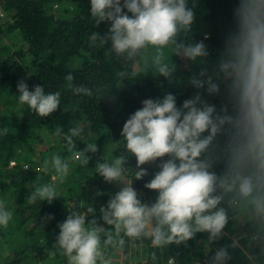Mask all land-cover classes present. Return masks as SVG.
<instances>
[{"label": "clouds", "instance_id": "9594fccd", "mask_svg": "<svg viewBox=\"0 0 264 264\" xmlns=\"http://www.w3.org/2000/svg\"><path fill=\"white\" fill-rule=\"evenodd\" d=\"M195 6L196 0L193 7L188 6V0H90L95 23L110 22L104 35L93 36L102 44L110 42L109 52L126 61L150 63L153 75L169 83L177 71L172 57L202 66L187 80L197 91L180 107L172 93L162 99L147 98L123 123L124 150L136 161L134 179L148 174L144 165L158 168L144 184L157 193L155 201L142 202L132 181H122L128 157L118 155L111 163H97L96 173L105 182L122 187L99 208L102 224L89 204L85 211H70L57 225L55 245L68 264H111L105 250L122 249L125 238L149 239L154 248L163 249L171 244L187 245L197 233H205L208 243L216 244L224 236L230 212L232 219L245 221L252 244L260 250L259 256L249 253L252 264L264 257V0H235L232 23L211 72L204 66L210 53L203 40L186 42ZM118 76L123 82L127 73L121 71ZM64 78L72 88L73 75L68 73ZM200 90L219 97V106L205 100ZM73 91L92 95L83 86ZM17 92L19 103L39 117L51 116L59 108L61 93H46L41 84L30 91L20 80ZM103 98L109 103L116 100L112 89ZM7 132V127L0 130V134ZM80 134L78 126L67 133L57 127L55 135L63 137L71 156L53 154L38 171L47 172L51 166L63 180L70 159L89 164L91 157L86 153H96L98 147L87 143L78 151L73 138ZM57 197L52 184H42L35 187L28 203L39 200L51 204ZM12 216L7 202L0 199V227L6 228ZM52 218L49 214L43 219ZM236 247V241L218 246L206 264H229L230 249ZM151 258H157L155 251ZM168 264H175L174 258Z\"/></svg>", "mask_w": 264, "mask_h": 264}, {"label": "trees", "instance_id": "16d2710c", "mask_svg": "<svg viewBox=\"0 0 264 264\" xmlns=\"http://www.w3.org/2000/svg\"><path fill=\"white\" fill-rule=\"evenodd\" d=\"M196 1L193 8L195 20L186 42L203 40L210 53L204 66L209 67L211 72L222 48L223 37L231 26L235 0ZM54 3L59 13L48 11ZM0 10L3 13L0 39L1 36H8L12 40L18 36L21 41L14 48H11L12 44L5 45L0 41V56L3 52L6 55L5 58L0 57V96L3 97L0 130L8 128L6 135L0 134V199L8 204L15 203L12 220L6 228L0 227V239L5 241L1 245L6 246L3 253L11 250L10 256L0 259V264H68L66 256L55 245L59 234L57 225L66 219L70 211H85L89 204L96 209L94 215L102 224L99 208L114 195L109 197L105 190L101 192L103 195H96L99 191L91 192L100 177L96 173V164L105 162L104 144L113 140L121 144L118 155L128 157L124 165L125 183L132 181L131 186L141 201L153 203L157 193L146 189L144 184L152 179L158 168L155 164L144 165L142 167L147 169L148 174L140 180L134 179L136 161L124 150L125 141L120 134L123 123L147 98L162 99L166 93H172L176 96L177 107H180L197 91L187 80L198 73L202 65L172 57L177 71L173 74V82L169 83L164 77L153 75L150 63L143 65L139 60L126 61L109 52L110 42L102 44L99 38L94 41L93 36L104 35L110 22L95 23L90 14V0H0ZM205 35L207 39H204ZM121 71L127 73L123 82L118 76ZM68 73L74 77L72 88L68 87L64 78ZM20 80L25 81L30 91L38 84L44 87L46 93L59 91L61 96L57 111L42 118L26 104L19 103L17 83ZM77 86L90 89L92 95L75 93L73 89ZM111 89L116 100L109 103L103 97ZM200 91L205 100L219 106V97ZM77 126L81 129L83 140L96 143L98 147L96 153H86L91 157L89 164L75 162L74 169L84 178L81 191L66 194L63 199L55 198L51 204L39 200L28 203L25 198L31 195L32 187L39 186L36 182L38 173L32 171L28 163L38 162L42 167L46 157H40L41 151L69 157L71 153L65 147L63 137L56 136L55 130L59 127L67 133ZM73 139L79 151L82 147L80 136ZM36 151L39 154L36 155ZM10 161L13 165L8 166ZM50 172L53 169L49 166L43 174L45 181ZM69 178L72 176L69 175ZM49 214L53 218L45 221L43 218ZM229 215L224 236L216 244H209L205 233H197L187 245L171 244L163 249L154 248L149 239L133 241L125 238L122 249L109 247L105 256L109 260L113 258L116 264H168L170 258H174L175 264H206L218 246L236 241L238 247L230 249L232 258L229 264H252L249 253L259 256L260 250L251 242L250 228L242 218L232 219L231 212ZM11 230L23 237L17 247L5 240ZM32 231L36 233L37 241L28 244L24 239ZM136 248L141 250L136 251ZM154 251L155 260L151 258ZM256 264H264V257H260Z\"/></svg>", "mask_w": 264, "mask_h": 264}, {"label": "rangeland", "instance_id": "374dc122", "mask_svg": "<svg viewBox=\"0 0 264 264\" xmlns=\"http://www.w3.org/2000/svg\"><path fill=\"white\" fill-rule=\"evenodd\" d=\"M188 6L193 7V0H188ZM195 7H194V9H195ZM48 11H51L52 13H55V14L60 12L56 3L52 4L50 6V8H48ZM0 41L3 42L5 45H11L12 44L11 48H14L15 45H19L21 43L18 36L12 40H9L8 36H1ZM5 56L6 55L3 52L0 57L5 58ZM140 61L142 62L143 65H148V63H145V61L139 60V62ZM64 70L66 72L65 68H64ZM2 100H3V97L0 96V103ZM1 107L2 106H0V109H1ZM0 114H3L2 109L0 110ZM8 124H10V123H8ZM79 136H80V140H81L80 143L82 144V147L79 149V151H80V150H83L85 148L84 146H86L87 139L83 140V135H81V134ZM104 148H105V152H106L105 157H104L105 162L111 163L114 160V158L121 151V144L115 140H113L111 142L108 141L107 143L104 144ZM37 154H39L38 151H36V155ZM52 155L53 154H50L48 152L45 153L44 151H41L40 157H43V158L46 157L45 160L47 159L50 161ZM76 161L77 160L70 159V161H69V172H68V175L63 180H60L59 178H57L56 173L53 170V172L49 173V175L47 177V179H48L47 181L44 180V175H43L44 172L39 170V171H41V174H39L38 169H41V167H40V164L38 162H35V163H33V162L28 163L27 162V163H28V165L32 171H36L38 173L37 178H36V182L38 183V185L52 184L56 189L57 196H58L57 198L63 199V196L66 194L79 193L81 191V185L84 183V178L81 177V175L74 169V166L76 165V163H75ZM11 165H13V164L8 163V166H11ZM69 175H71L72 178H69ZM122 181L125 183L124 177H122ZM96 185L97 186H95L94 189H92V191H91L92 193H95L96 191L103 192V190H105V191H107L109 197L112 194H115L116 192H118L120 190V187H122V185L118 184L117 182H112V183L105 182L101 175H100L99 181L97 182ZM112 186H114V187L112 188ZM35 187H37V186L34 185V187H32V189H31L32 192L34 191ZM10 189L12 190V188H10ZM25 200L28 201V196L25 198ZM7 205L9 207V209H11V210H12V208L15 209V203L14 202L12 204L7 203ZM17 207H21V205H18ZM5 240L8 243L12 242L14 244V246L17 247L21 243V241L23 240V237L21 235L18 236L17 232L15 230H11V232H9L7 234V236L5 237ZM24 241L28 244H32V243L36 242L37 241L36 233L32 231L30 234L25 236ZM2 242H5V241L3 239H0V259L5 258L7 255L10 256L9 253L11 251V250H9L8 252H5L6 251L5 250L3 253V247L5 245H1ZM139 250H141V248H136V251H139ZM27 252H28V250L25 253H27ZM110 261H111V264H116V262L113 258L110 259Z\"/></svg>", "mask_w": 264, "mask_h": 264}, {"label": "built area", "instance_id": "2783aa9c", "mask_svg": "<svg viewBox=\"0 0 264 264\" xmlns=\"http://www.w3.org/2000/svg\"><path fill=\"white\" fill-rule=\"evenodd\" d=\"M2 15H3V13H2V11L0 10V18H1ZM9 163H10V164H13L12 161H10Z\"/></svg>", "mask_w": 264, "mask_h": 264}]
</instances>
